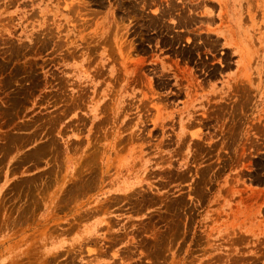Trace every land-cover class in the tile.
Masks as SVG:
<instances>
[{"label":"rangeland","instance_id":"374dc122","mask_svg":"<svg viewBox=\"0 0 264 264\" xmlns=\"http://www.w3.org/2000/svg\"><path fill=\"white\" fill-rule=\"evenodd\" d=\"M0 264H264V0H0Z\"/></svg>","mask_w":264,"mask_h":264}]
</instances>
